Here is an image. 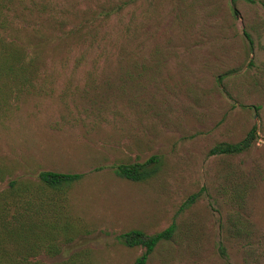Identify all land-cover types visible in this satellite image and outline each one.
Here are the masks:
<instances>
[{"label": "rangeland", "instance_id": "374dc122", "mask_svg": "<svg viewBox=\"0 0 264 264\" xmlns=\"http://www.w3.org/2000/svg\"><path fill=\"white\" fill-rule=\"evenodd\" d=\"M11 1L0 0V201L18 180L30 191L12 210L42 204L64 228L59 254L32 261L135 264L144 249L119 236L176 223L147 264H264V0H54L44 13ZM253 128L245 153L211 154ZM152 157L162 166L146 182L114 172ZM44 171L85 177L43 193Z\"/></svg>", "mask_w": 264, "mask_h": 264}, {"label": "trees", "instance_id": "16d2710c", "mask_svg": "<svg viewBox=\"0 0 264 264\" xmlns=\"http://www.w3.org/2000/svg\"><path fill=\"white\" fill-rule=\"evenodd\" d=\"M246 1L255 3V0ZM12 2L13 0L11 3ZM44 2L45 0H32L30 6L26 7V10L29 12L38 11L44 13L48 10V7L52 10L55 6L54 0ZM49 16L52 17L53 12ZM53 18L54 17H52L51 20H53ZM246 36L250 42L253 43L248 33H246ZM5 60L10 70L12 67L9 61L22 65L20 53L8 54ZM47 79L49 87L42 86L40 87V91L48 93L47 89H49V94L54 93L57 80L51 75L47 76ZM256 138V128H253L239 143L218 144L214 147L211 154L227 156L243 154L252 147ZM161 166L162 161L158 157H152L143 164H119L114 167V172L121 179L132 182H146L159 173ZM84 177L83 174H64L44 171L41 172L39 176L41 184L40 190H43V193L46 190L54 193L61 192L70 188L75 183L80 182ZM11 188L14 189L15 194H10L9 198L2 202L0 201V264H45L39 261L34 262L32 259L38 257L42 253L48 255L59 254L60 243L58 239H60L61 231H63L64 228L60 226L59 221L51 223L48 220L46 217V210L42 208V204L35 208H29L30 205L28 204L27 207H18L17 212L15 210L13 211V205L10 201L14 196H21L20 192L25 193L30 191V188L18 180L11 182ZM19 198L21 199V197ZM177 230L178 226L176 223H173L169 228L154 235H148L142 230H132L121 234L119 236V241L128 248H143L144 252L137 258L135 264H147L157 247L165 242L171 241L176 235ZM71 239L72 237L70 240ZM62 264L91 263L85 261L82 254H76Z\"/></svg>", "mask_w": 264, "mask_h": 264}]
</instances>
